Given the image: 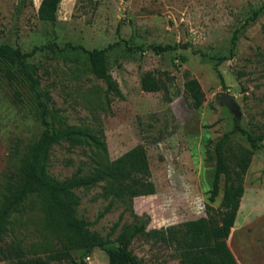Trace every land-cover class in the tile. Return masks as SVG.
Wrapping results in <instances>:
<instances>
[{"label": "rangeland", "instance_id": "1", "mask_svg": "<svg viewBox=\"0 0 264 264\" xmlns=\"http://www.w3.org/2000/svg\"><path fill=\"white\" fill-rule=\"evenodd\" d=\"M42 1L56 2L0 0V42L23 51L36 48L28 60L37 66L40 88L49 90L52 105L68 122L93 125L100 120L111 159L135 144L145 146L155 192L134 197L133 208L146 215V228L218 211L223 176L209 202L213 177V162L206 158L209 141L229 130L234 118L255 133L264 131V10L248 20L264 0H59L54 21L38 18ZM234 31L238 38L230 53ZM109 43L114 45L107 51V70L121 96L110 94L105 110L106 84L86 69V53L74 47ZM155 43L188 46L155 53L149 48ZM216 57L221 59L223 83L214 69ZM146 71L159 77L164 89L142 90L139 79ZM189 77L197 79L204 94L198 108L190 106L183 92V81ZM221 91L231 95L232 107L219 99ZM29 94L0 76V178L13 167L10 154L15 145L22 151L41 130ZM233 139L248 145L239 133ZM88 153L82 147L69 150L66 143L53 145L48 171L58 178L68 176L77 164L89 160ZM242 185L227 243L237 264H264V148L254 150ZM100 190L99 185L76 190L81 197L77 214L106 235L123 205L115 202L96 219L108 201L97 195ZM131 219L126 211L123 220ZM3 244L19 246L23 258L44 257L56 245L35 207L15 215ZM130 247L140 264H180L170 246L142 235ZM16 259L11 252L0 264H16ZM86 264H108L105 252L93 248Z\"/></svg>", "mask_w": 264, "mask_h": 264}, {"label": "trees", "instance_id": "2", "mask_svg": "<svg viewBox=\"0 0 264 264\" xmlns=\"http://www.w3.org/2000/svg\"><path fill=\"white\" fill-rule=\"evenodd\" d=\"M57 1L40 2L38 18L54 21ZM262 10L264 4L254 9L248 20L256 19ZM237 38V31H234L230 53ZM113 45L109 43L91 49L81 45L74 47L86 53V69L106 84L103 95L105 110L109 109L110 94L121 96L117 83L107 70V51ZM187 46V43H155L150 44L149 48L155 53H163ZM138 47L143 50L142 45ZM35 49L23 51L17 46L0 42V76L30 92L41 126L37 137L22 151L15 145L10 154L13 167L8 168L0 178V259H7L12 252L17 258L16 264H49L51 260L86 264L87 252L98 247L105 252L108 264H140L130 245L136 236L142 235L170 246L180 264H237L227 238L243 192V175L254 150L264 148V131L255 133L234 118L229 130L209 141L206 158L213 162V177L207 197L209 202L214 201L219 178L223 176L218 211H208L206 216L168 224L163 228L147 229L146 215L136 213L133 208L134 197L155 192L145 146L135 144L111 159L100 120L93 125L68 122L60 109L52 105L49 90L40 88L37 66L28 60ZM193 52L205 55L197 50ZM181 60H185V57L182 56ZM220 62L221 59L216 57L214 69L223 83L218 68ZM139 83L144 91L153 92L165 87V83L151 71L144 72ZM183 92L191 107L198 108L202 104L204 94L196 78L189 77L183 81ZM234 133L244 136L248 145L235 141ZM62 143H66L69 150L76 147L88 149L89 160L77 164L68 176L58 178L48 171V160L52 146ZM96 185L101 187L97 195L108 200L98 211L96 219L110 211L115 202L123 205L106 235L91 229L88 221L77 214L81 197L76 190H87ZM207 206L211 208V205ZM34 207L41 212L43 228L56 245L44 257L23 258L19 246L7 248L3 239L13 228L15 215H21ZM126 211L132 217L130 221L123 220ZM114 233L115 236L110 238ZM73 252L79 255L75 257Z\"/></svg>", "mask_w": 264, "mask_h": 264}, {"label": "water", "instance_id": "3", "mask_svg": "<svg viewBox=\"0 0 264 264\" xmlns=\"http://www.w3.org/2000/svg\"><path fill=\"white\" fill-rule=\"evenodd\" d=\"M219 99L222 102L226 103L229 107H232V101H231L232 100V97L227 92H222L221 91L220 94H219Z\"/></svg>", "mask_w": 264, "mask_h": 264}]
</instances>
